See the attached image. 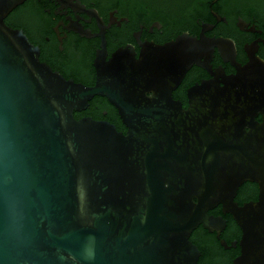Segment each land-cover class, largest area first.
<instances>
[{
	"label": "water",
	"instance_id": "obj_1",
	"mask_svg": "<svg viewBox=\"0 0 264 264\" xmlns=\"http://www.w3.org/2000/svg\"><path fill=\"white\" fill-rule=\"evenodd\" d=\"M21 1L0 0V264H197L190 233L219 222L218 204L243 230L235 264H264V86L251 68L195 84L184 108L171 91L196 45L180 36L139 57L97 54L87 86L5 23ZM94 95L126 132L73 116ZM246 180L258 198L239 204Z\"/></svg>",
	"mask_w": 264,
	"mask_h": 264
},
{
	"label": "flooded vegetation",
	"instance_id": "obj_2",
	"mask_svg": "<svg viewBox=\"0 0 264 264\" xmlns=\"http://www.w3.org/2000/svg\"><path fill=\"white\" fill-rule=\"evenodd\" d=\"M4 21L26 34L42 62L87 86L96 82L97 54L108 60L122 50L139 57L149 45L180 36L196 45L195 59L171 91L184 108L195 84L223 85L245 67L251 68L247 79L264 86V0H22ZM73 116L109 121L127 131L118 109L103 95H94ZM258 194V184L246 180L234 199L242 204ZM208 213L219 222L211 228L200 223L189 236L199 249L197 264H235L242 253V228L221 204Z\"/></svg>",
	"mask_w": 264,
	"mask_h": 264
}]
</instances>
